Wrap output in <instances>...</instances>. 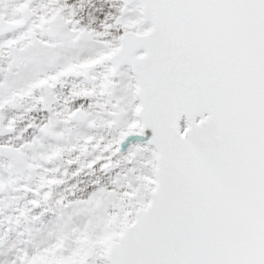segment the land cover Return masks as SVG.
<instances>
[{"label":"snow or ice","instance_id":"obj_1","mask_svg":"<svg viewBox=\"0 0 264 264\" xmlns=\"http://www.w3.org/2000/svg\"><path fill=\"white\" fill-rule=\"evenodd\" d=\"M0 264H264V0H0Z\"/></svg>","mask_w":264,"mask_h":264}]
</instances>
